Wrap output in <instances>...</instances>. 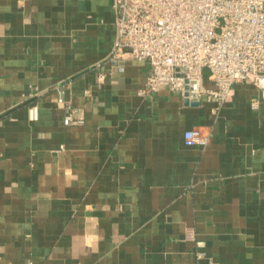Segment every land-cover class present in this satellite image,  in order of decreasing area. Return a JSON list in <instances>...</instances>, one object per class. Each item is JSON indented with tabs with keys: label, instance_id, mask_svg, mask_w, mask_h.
<instances>
[{
	"label": "crops",
	"instance_id": "0c3cea01",
	"mask_svg": "<svg viewBox=\"0 0 264 264\" xmlns=\"http://www.w3.org/2000/svg\"><path fill=\"white\" fill-rule=\"evenodd\" d=\"M116 33L113 0H0V264H197V240L212 264H264L257 87L218 113L141 94L147 61L104 62ZM66 81L81 126L64 124ZM193 127L210 143L187 146Z\"/></svg>",
	"mask_w": 264,
	"mask_h": 264
},
{
	"label": "built area",
	"instance_id": "2783aa9c",
	"mask_svg": "<svg viewBox=\"0 0 264 264\" xmlns=\"http://www.w3.org/2000/svg\"><path fill=\"white\" fill-rule=\"evenodd\" d=\"M113 8L117 35L104 62L124 72L128 60L147 61L150 74L141 94L168 87L184 99L218 102V113L235 85L249 82L258 89L252 108L264 110V0H113ZM204 69L213 88L204 84ZM70 86L69 81L56 86L65 106L63 121L81 126L84 117L66 99ZM28 109L36 120L38 105ZM183 138L187 146L211 141L199 127L186 129ZM196 258L197 264H212L202 240Z\"/></svg>",
	"mask_w": 264,
	"mask_h": 264
},
{
	"label": "water",
	"instance_id": "95a60500",
	"mask_svg": "<svg viewBox=\"0 0 264 264\" xmlns=\"http://www.w3.org/2000/svg\"><path fill=\"white\" fill-rule=\"evenodd\" d=\"M187 88H188V86H187ZM186 95H188V92H186ZM185 102L187 103V104H191V105H198L199 104V101H195V100H189V98L188 97H186L185 98Z\"/></svg>",
	"mask_w": 264,
	"mask_h": 264
}]
</instances>
